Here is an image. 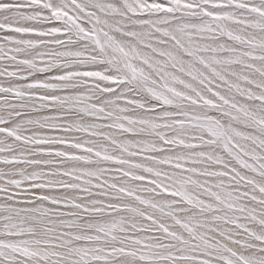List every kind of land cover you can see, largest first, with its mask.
<instances>
[{
	"label": "snow or ice",
	"instance_id": "obj_1",
	"mask_svg": "<svg viewBox=\"0 0 264 264\" xmlns=\"http://www.w3.org/2000/svg\"><path fill=\"white\" fill-rule=\"evenodd\" d=\"M0 264H264V0H0Z\"/></svg>",
	"mask_w": 264,
	"mask_h": 264
}]
</instances>
